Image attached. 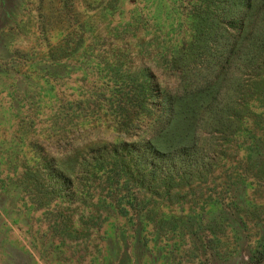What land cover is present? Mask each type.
<instances>
[{
    "label": "rangeland",
    "instance_id": "rangeland-1",
    "mask_svg": "<svg viewBox=\"0 0 264 264\" xmlns=\"http://www.w3.org/2000/svg\"><path fill=\"white\" fill-rule=\"evenodd\" d=\"M241 1L0 0V264H264L263 13ZM149 142L206 159L145 187Z\"/></svg>",
    "mask_w": 264,
    "mask_h": 264
},
{
    "label": "trees",
    "instance_id": "trees-1",
    "mask_svg": "<svg viewBox=\"0 0 264 264\" xmlns=\"http://www.w3.org/2000/svg\"><path fill=\"white\" fill-rule=\"evenodd\" d=\"M240 3L242 5L243 3H245L247 7L250 9L257 8L258 11H261L263 13L261 32L262 34H264V0H245V1H241ZM238 16L244 17L242 18L241 21L242 27L239 30V36H241L247 30L248 32H251L249 26L247 28L244 26L246 22L245 13L239 12ZM247 23L248 24L250 23L249 19L247 20ZM248 49L243 57V59L245 60H242V64L245 65L247 60L252 61L248 56L249 54ZM249 50H250L249 52L251 53H257V55L260 54L264 56V48L263 50H261L260 47H255L254 49L252 50L249 49ZM165 99L166 101H170L171 96L166 95ZM136 152H137V156H139V159L143 163L144 169L147 168L150 170L149 174H143L144 176L141 179L142 182L143 181L145 182L143 185L146 184L145 187H149V188L154 186L153 183L157 184L156 182L159 181L158 177H160L161 179L160 181H165V183H167L172 181L174 178L187 176L186 174H190V172H193V169L201 168L202 161L206 159L205 156H203L202 154H198V151L190 152L189 147H180L172 151L165 152L157 149L150 142L140 144V146L137 147ZM57 173L59 180L62 178L61 181L64 182L65 179L62 177V173L61 172H57ZM148 184L150 185L148 186Z\"/></svg>",
    "mask_w": 264,
    "mask_h": 264
}]
</instances>
